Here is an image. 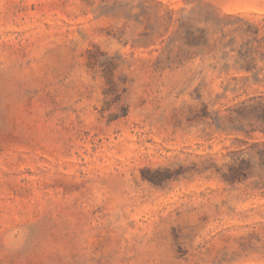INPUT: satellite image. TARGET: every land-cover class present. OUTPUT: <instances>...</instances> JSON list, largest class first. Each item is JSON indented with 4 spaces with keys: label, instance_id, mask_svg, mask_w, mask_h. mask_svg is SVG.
I'll use <instances>...</instances> for the list:
<instances>
[{
    "label": "rangeland",
    "instance_id": "374dc122",
    "mask_svg": "<svg viewBox=\"0 0 264 264\" xmlns=\"http://www.w3.org/2000/svg\"><path fill=\"white\" fill-rule=\"evenodd\" d=\"M0 264H264V0H0Z\"/></svg>",
    "mask_w": 264,
    "mask_h": 264
}]
</instances>
